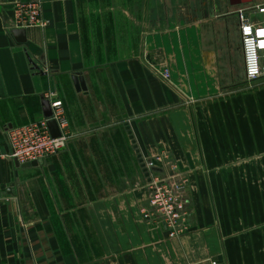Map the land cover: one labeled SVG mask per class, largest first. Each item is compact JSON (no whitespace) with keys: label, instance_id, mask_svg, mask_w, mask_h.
<instances>
[{"label":"crops","instance_id":"1","mask_svg":"<svg viewBox=\"0 0 264 264\" xmlns=\"http://www.w3.org/2000/svg\"><path fill=\"white\" fill-rule=\"evenodd\" d=\"M29 1L45 25L16 24ZM262 3L0 0V264H264V78L245 79L237 15ZM44 98L68 145L17 166L7 131ZM158 156L186 185L176 238L144 214Z\"/></svg>","mask_w":264,"mask_h":264},{"label":"built area","instance_id":"2","mask_svg":"<svg viewBox=\"0 0 264 264\" xmlns=\"http://www.w3.org/2000/svg\"><path fill=\"white\" fill-rule=\"evenodd\" d=\"M15 22L27 27L30 25H45L41 17L42 6L39 1L18 2L14 7ZM253 13L260 17H252ZM238 25L243 51L244 75L247 81L264 78V3L250 8H240L237 12ZM164 78L169 77V71L161 72ZM54 116L62 130L61 136L53 137L47 126V120L31 122L13 127L7 131V140L10 146L8 156L20 163L37 160L38 162L54 155L67 147L69 135L64 132L68 125L67 119L62 116V101L52 102ZM145 158L146 181L149 188V205L152 211L144 209L145 216L156 214L166 227L170 238L180 236L184 231L186 216L185 183L177 179L176 174H163L157 170L158 161ZM168 165L175 170L176 165L169 161Z\"/></svg>","mask_w":264,"mask_h":264},{"label":"water","instance_id":"3","mask_svg":"<svg viewBox=\"0 0 264 264\" xmlns=\"http://www.w3.org/2000/svg\"><path fill=\"white\" fill-rule=\"evenodd\" d=\"M13 35L16 37L18 41H25V29L24 28H16L13 30ZM38 68V67H37ZM74 84L77 90L86 89V84L83 76L73 75ZM44 106V116L47 120V126L49 131L53 137L61 136L62 130L60 128L59 122L57 118L54 116V110L51 105V101L49 99H43ZM17 166L29 167L32 165H38L39 162L37 160H33L30 162L20 163L17 159L14 160Z\"/></svg>","mask_w":264,"mask_h":264}]
</instances>
